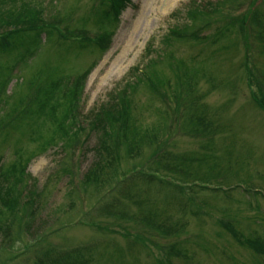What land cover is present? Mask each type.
I'll list each match as a JSON object with an SVG mask.
<instances>
[{"label": "rangeland", "instance_id": "374dc122", "mask_svg": "<svg viewBox=\"0 0 264 264\" xmlns=\"http://www.w3.org/2000/svg\"><path fill=\"white\" fill-rule=\"evenodd\" d=\"M36 1L41 2L46 14H55V7L62 16L73 18L86 15L92 7V0ZM195 1L203 7L220 0ZM188 2L189 0H130L122 8L108 51L102 55L82 52L74 45L54 40L40 46L27 68L18 64L14 66V57H0V85H3L0 116L2 111L14 107L17 100L19 102L18 97L25 90L27 94H31L28 99H32L57 86L59 94L68 93L70 100H76L77 118L83 117L89 110H98L99 105L111 102L115 92L121 90V84L131 69L141 67L142 63L145 66L148 60H153L157 64L152 69L158 78L164 79V87L157 88V95L152 94L144 85L137 88L131 108H134L138 124L142 127L155 126L157 130L164 121L170 144L166 150L172 155H189L199 150L202 144H210L214 150L212 157L215 163L223 168L225 162H231V168L234 171L238 169V175L231 177V173H227L228 180L212 178L205 183L194 178L181 179L175 174L168 177L160 175L164 180L180 185H205L209 189L220 190L197 192L198 201L203 202V207L197 214L191 201L174 195V189L156 186L152 182L149 185L139 179L130 185L128 182L127 187L125 184L122 188L121 183L117 184V188L114 187V180L98 188L92 184L84 185L83 176L95 161L90 151L95 146V135L83 126L85 132L80 140L87 138V145L83 149L79 144L69 146L70 149L64 151L54 148L39 150L35 148V144L28 142V138L38 134L36 131H28L32 129L31 122L41 123L43 132H48L51 127L43 116H32L21 122L18 131H12L13 125L7 138L0 137V172L9 168L14 159V151L17 152L18 148L26 150L21 152L24 159H29L23 177V185L27 187L24 193L29 191L37 195L31 196L33 200L30 209L26 210L22 219L23 224L31 221V229L27 233L22 230L24 227L18 229L23 236L13 245L0 237V260L7 261L8 264H33L37 260L47 261L45 256L54 257L57 251L64 253L81 249L72 263L77 264L78 260L84 259L88 264H155V255L157 258L163 256L158 254L156 246H165L166 259L171 264H264V260L253 257L249 250L237 245L217 225V221L234 222L244 235H256L264 240V199L258 198V195H241L236 190L237 185L250 187L249 177L253 180L258 175L264 178V114L251 101V94L257 93V89L254 86L248 87L243 69L244 58L248 55V62L258 71L254 77L261 82L260 74L264 73V1L258 5L257 11L260 12L257 18L250 17L247 23L219 21V12L206 17L204 21H208L210 26L203 28V35L210 38L223 30V35L229 32L227 39L216 44L212 39L209 47L205 46L204 41L174 43L171 52L174 57L165 59L167 51L163 50L165 46L162 39L167 30L175 23L190 24L186 12L181 15L179 11L173 17L170 15L181 10ZM242 10L243 8L237 11ZM91 11L92 9L89 15ZM239 14L240 12L228 13L231 18ZM79 22L69 21L74 28ZM228 23L231 28L224 32ZM242 25L250 33L248 50L241 39ZM84 28L77 38L80 41L85 35L97 38L103 35V32H99L103 26L96 18L88 20ZM75 31L72 29L69 32L72 34ZM148 46L152 47L153 52L151 58L145 61L144 50ZM167 61L177 69L171 70ZM92 62L96 64L82 81L80 72L86 70ZM75 81L81 86L79 94L73 93L78 86L74 84ZM179 82L186 88V93L191 95L186 96L184 90L179 89ZM30 84L33 86L31 93ZM261 89L264 97V83ZM6 96L10 99L8 104H3L5 102L1 100ZM189 100L193 104L190 109L185 110L182 104ZM177 104L180 105L179 111L182 114H175ZM198 117L209 119L221 131L216 136L201 138L181 131L183 119ZM25 131L27 134L17 145L19 133ZM143 148V157H135L133 162L148 156L150 148L145 145ZM123 154L127 155L123 152V147L115 153L120 158L118 172L120 169L127 171L132 168L133 162L124 159ZM105 170L103 175L109 173L108 169ZM254 182L264 186L262 181ZM5 185L13 186L8 180ZM230 189L234 190L226 197L223 191ZM256 190L261 191L259 187ZM126 192L129 199L125 198ZM25 200L28 197L21 198L20 202L23 204ZM219 208L227 209L231 217H225L231 220H221L217 212ZM30 211L35 213L32 219L27 216ZM119 212L121 216H117ZM144 216L160 224L162 230L167 227L177 229L178 238L175 235H161L152 229L156 228L154 225L143 222ZM93 223L99 226L97 230L88 226ZM12 230V235L15 236L16 227ZM141 243H145L150 250L143 248ZM177 252L184 253L188 261L177 256Z\"/></svg>", "mask_w": 264, "mask_h": 264}, {"label": "trees", "instance_id": "16d2710c", "mask_svg": "<svg viewBox=\"0 0 264 264\" xmlns=\"http://www.w3.org/2000/svg\"><path fill=\"white\" fill-rule=\"evenodd\" d=\"M262 1L264 0H220L202 7L197 1L190 0L189 4L183 6L181 10H177L171 15V17H173L177 16L179 11L181 15L186 12L187 21L190 24L175 23L167 30L162 39V43L165 46L163 50L167 51L165 53V59L174 57V55L171 54L172 45L174 43H184L188 40L194 43L195 41H204L203 43L205 46L209 47L212 43V39L214 44L218 43L220 40L222 42L225 41L229 32L223 35V30L219 31V33H215L213 37L210 38L203 35V28L207 25L210 26L209 22L204 21V19L206 17H211L215 12L220 13L221 19L219 21L223 22L231 20L244 22L248 21L250 17L256 19L259 14L258 12H260L257 11L258 5ZM126 2L127 0H92V7L90 8V10L92 9L91 15H89V10L86 15L84 14L80 18H73V16H62L60 10L55 9V7V14H46V11L41 6V2L36 0H0V57H14V66L18 64L23 68H27L30 64V60L36 56L40 46L48 41L54 42V40L60 43L66 40V42L63 43L74 45L75 48H79L82 52H92L102 55L108 51L111 45L112 37L119 24L120 12ZM241 8H243L242 11H237ZM230 12H240V14L231 18V16L228 15ZM94 18H96L98 23L102 24L103 29H101V32H103V35L93 41H89L90 39L86 36H82L81 38L84 41L78 40L77 38L85 30L84 27L87 21ZM69 21L80 22L77 24L76 28H74L75 26H72ZM196 23H199V25ZM227 26L224 32L229 31L231 28V24L228 23ZM72 29L76 31L70 34L69 31ZM240 32L242 33L241 39L245 42L244 47L248 50L247 40L250 33L246 31L243 25L240 27ZM71 39L77 41H70ZM144 52V59L146 61L151 58L153 49L148 46L145 48ZM95 64L96 62H92L86 70L80 74L82 81L87 77L90 69ZM143 64L144 63H142L139 68L134 67L130 70L127 78H125L123 84H121V90L115 92V97L111 99V102L107 101L104 106L100 105L98 110H96V108L91 109L86 115L80 118H77L78 107L76 105V100H70V95L68 93L64 92L59 94V87L56 86L50 90L39 93L32 99H28L31 94H27L25 90L24 93L19 95L18 98L20 100L19 102L18 100L16 101L14 107L7 111H2L0 116V137L7 138L8 131L11 130L10 128H12L13 125L12 131H18L21 122L27 118L32 116H43L51 129L48 132H43V125L41 123L36 121L31 122L32 129L35 130L31 129L28 131H36L38 134L28 138V142L35 144V148L39 150L45 151L48 148H54L64 151V149H70L69 146L74 147L81 144L82 147H84L87 145V138L80 140L85 132L83 127L85 126L93 136L95 135L96 142L95 146L90 148L95 161L83 176L82 183L84 185L92 184L96 188L106 183L109 184L112 177L114 179L116 178V169L118 168L117 164H119L120 158L115 155V153L121 147H123V152L127 154H123V158L132 160L134 156L139 158L143 157L142 151L144 145L151 149L150 153L145 159L133 162V167L129 174H127L128 172L122 173V176L125 177L123 186L126 184L127 187L128 182V185H130V183H136V181L140 179L141 182L149 185L151 182H154L156 186L165 185L167 188L176 191L174 195L185 199L186 193L195 192L194 190L196 189L193 186L185 189L182 187L176 188L167 183L170 181L163 180V178L161 179L158 174H167V176H173L175 174L181 179L194 178L202 182H207L212 178L228 180L226 176L227 173H231V177L237 176L238 169L234 171L233 168H231V162L227 161V165L225 164L223 168L215 163L212 157L214 150L211 149L210 144H203L204 146H200L199 150L191 152L189 155H172L170 151L166 150V147L170 144L164 129V121L162 126L157 130H155V126L148 128L138 124V120L134 114V108H131L134 101L133 95L137 88L144 85L152 94L157 95L159 93L157 88L164 87V79L158 78L152 69L153 66L157 64V61L148 60L145 66H143ZM168 64L171 70L174 68L177 69L175 65L169 62ZM243 69L248 87L255 86L257 89V93L251 94V101L254 106L264 114V97L263 90L261 89L264 83V73L260 74L261 82H259L254 77V74L258 73V71L254 65L248 62V55L244 58ZM19 73H21V71H19ZM5 81H7V79ZM260 83H262L261 86ZM74 84H78V86L74 88L73 93L79 94L81 86L79 82L76 81ZM177 86L179 89L184 90L186 96L191 95L190 93H186V88L182 83H177ZM2 87L3 85H0V97L3 96V92H1ZM32 87V84H30V93L32 92ZM9 99L10 97L6 96V98L1 101L5 102L3 104H8ZM192 104L193 101L189 100L184 102L182 106H184L186 110L190 109ZM179 108L180 105L177 104L175 114L177 112L182 114ZM185 119H183L180 128L182 132L199 138L209 137L212 126L210 122L205 121V118L198 117L190 120L186 119L187 121ZM215 131L216 133L220 132L221 128L216 126ZM19 134V143L17 145L20 144V140L27 134V131ZM89 137L90 136H88V138ZM22 151L26 150L18 148L17 152L14 151V159L10 162L9 168L0 173V192L2 196L6 197L5 200L3 199L0 201V237H2L3 240H8L10 245L20 241L22 238L23 235L18 229L24 227L22 230L25 233L31 229L30 223L26 222L24 225L22 223L23 215L26 213L29 204L28 202H23V204L20 202L26 188V185H23V177L29 162L28 158H23ZM134 151L136 152L132 153ZM105 169H108L109 173L103 175L102 173H105ZM144 170L152 171L154 174L144 175ZM161 171L166 174L160 173ZM7 180L14 187L5 185ZM255 180L264 182V178H261L260 175H258L254 181ZM78 183L80 186L82 185L81 182ZM252 185L260 186V189L264 192V186L255 182L254 184L252 183ZM199 190L203 191V189ZM232 190L233 189L229 191ZM237 191L241 193V195H250L249 192H245L244 194L239 190ZM228 193L229 192H223L226 197ZM129 197L128 192H126L125 198L129 199ZM257 197H260L259 194ZM217 212L223 219L230 220L228 217L231 216L227 213V209L219 208ZM30 215L32 214L30 213ZM229 223L217 221V225L226 233H229V237L232 238L237 245L249 250L253 257L260 261L264 260V240L256 235L246 236L237 229L234 222L231 225H229ZM12 226L17 229L14 234L15 236L12 235ZM152 229L157 230L166 237H170L169 235L176 236L178 233L177 229L171 227L162 230L160 225H158V228ZM252 233L257 234L256 232ZM141 245L143 248L149 249L148 246H145V243H141ZM159 248L161 247L156 246V249ZM71 255L72 253H67L64 256L57 253L54 257L44 255L47 261L37 260V262L34 261L33 264H68V261L70 264H74L72 263L73 258ZM177 256L182 257L185 262L188 261L184 253L180 254L177 252ZM1 261L2 260H0V264H8L7 261ZM80 261L81 264H88L87 260L81 259Z\"/></svg>", "mask_w": 264, "mask_h": 264}]
</instances>
